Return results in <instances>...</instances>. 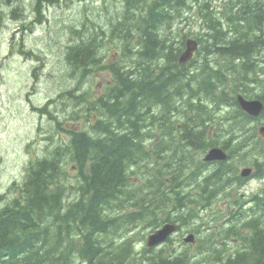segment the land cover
<instances>
[{
	"label": "trees",
	"instance_id": "1",
	"mask_svg": "<svg viewBox=\"0 0 264 264\" xmlns=\"http://www.w3.org/2000/svg\"><path fill=\"white\" fill-rule=\"evenodd\" d=\"M7 1L0 0V4H7ZM15 1L21 4L22 0ZM252 1L240 0L245 12L239 11L238 18H234V21L238 19L240 26H244V21L246 22L247 43H243V40L238 37L229 39L220 26L214 29L213 34H209L210 39L206 38L207 34L205 35L204 31L199 36L201 42L207 43L210 40L212 48L215 46L219 54L228 57L227 68H230V71L227 74L224 70L215 69L209 63L194 75H188V71L184 68H177L175 71L176 61L169 57L166 40L159 37L161 24L170 22V11L181 4L198 5L195 4V0H154L152 4H146L142 8L143 14L147 15L143 57L153 60L155 57L167 56L168 64L173 68L167 65L161 68L159 74H156L152 64L148 63V68L145 64L140 65L136 70L137 74L129 70L125 75L119 72V68L112 65L113 70L117 71L119 84L95 102V108L100 111V118L92 125L90 132L85 130L76 132L72 145L68 146L62 154V157L73 156L74 160L83 165L87 161L90 163L80 197L67 200L62 190L53 189L54 184H60V150L46 155L48 158L37 163L25 182L23 198L27 204L19 206V210L12 207L3 214L0 213V264H69L67 257L72 251L66 250L65 241L69 238L68 240L65 238L72 231L75 232V237L69 245L71 247L78 245L81 256L89 263L119 264L126 260L125 254L122 255L121 252L105 253L108 248L103 246L99 236L108 234L116 228V225L117 227L121 225L122 221L118 220L109 209L126 206L127 201L130 200L126 191L128 174L136 164L139 153L147 154L141 137V134L148 132L141 125L145 121L143 112L150 110L149 118L155 115L152 111L166 115L175 98L174 90L189 88V84H192L191 78L195 79L191 97L196 96L198 103L189 101L185 111L186 124L183 137L187 143L194 146L204 145L205 121L203 119H207L208 112L204 109L205 104L202 98L207 105L210 100L216 105L237 106V93L245 90L244 81L248 79L241 77L235 85L236 88L230 89L227 88L229 75L237 71L236 62L242 54L249 57L257 47L264 46V43H251L252 39L248 36V33H258L255 26L262 30L263 24L262 21L259 22L260 15L253 16L255 10L247 11L260 7ZM24 3L28 5L27 0H24ZM137 4L132 7H137ZM262 13L263 10L260 14ZM262 18L264 21V17ZM120 19L112 24L117 34H122L127 29L126 22ZM210 19L208 20L212 22ZM73 31L78 32V37L74 36L71 41L77 43L72 41L66 46L65 61L70 72L78 73L84 70L88 73L90 69L92 71L100 64V57L98 58L96 54L100 33L95 32L92 26L83 23L75 24ZM165 37L169 38L167 33ZM257 37L260 35L257 34ZM255 38L256 36L253 40ZM223 41L227 42L226 46L218 47V43ZM247 68H249L248 64ZM129 73L131 75H128ZM80 108L85 109L83 106ZM88 113L89 111L86 110L85 115L89 119ZM72 117L78 118V114ZM173 156L176 157V153L169 155L171 158ZM133 162L134 164L130 166ZM222 170L216 169L211 172L205 179V183L209 184L212 178H221L224 174ZM199 173L200 171L195 179ZM172 187L175 193H181L179 187L183 185L179 182V176L174 177ZM182 198L185 204L188 195L178 197L177 201L179 202ZM130 215L138 217L140 213ZM142 215L141 211L140 217ZM263 232L264 229L261 228V233ZM75 238H79L78 241ZM260 238V248L263 250L264 236ZM201 244L206 245V243ZM204 247H199V254L204 253Z\"/></svg>",
	"mask_w": 264,
	"mask_h": 264
},
{
	"label": "rangeland",
	"instance_id": "2",
	"mask_svg": "<svg viewBox=\"0 0 264 264\" xmlns=\"http://www.w3.org/2000/svg\"><path fill=\"white\" fill-rule=\"evenodd\" d=\"M12 1L11 5L0 10V185L2 186L0 194L7 196L10 195V185L13 182L24 181L30 162L46 155V148L50 142L48 135H51L55 125L47 115L34 110L32 106H43L46 100L55 96L61 87L70 88L76 85V81L68 76L69 67L65 61L66 45L69 43L74 25L88 24L95 32L102 34L104 27L99 22L100 19L108 20L109 11L118 5L117 0H104L109 9L101 7V0H83L81 5L73 3L70 7L64 1L71 2V0H62V4L54 2L52 6L50 4L43 6L42 3H37L35 6L36 0H27L28 5L24 0L21 4ZM42 8H47V16L43 22L38 19L43 14ZM190 11L192 12L177 16L173 20L177 21L174 31L181 22L178 27L180 31L176 30L178 34L176 39L181 37L180 32L182 34L187 31L189 35L203 33L200 30L201 23L196 9ZM14 14L20 16L14 18ZM165 25L167 24H161L160 30ZM166 32L170 38L176 35V32L172 34L171 29H167ZM109 34L110 31L105 35ZM188 38L197 39L194 36ZM104 43H107L106 48H108L106 60L119 58L121 50H118L114 41H109L107 37ZM24 48L38 53L41 57L40 61L22 53L21 50ZM36 66L39 70L38 74L34 75L32 71ZM111 74L107 69L91 73L93 95L98 96L102 93L98 84L102 83L103 86L107 84L112 79ZM74 125L83 127L81 123ZM39 126H41L40 130H38ZM70 128L75 129L72 126ZM54 134H58V137L55 136L57 137L55 142L64 143L70 139L62 129ZM78 174L76 165L67 164V179L73 185L72 190H68L70 195L68 198L71 200H74L78 194L74 189ZM263 183L261 180L252 179L239 191L247 194L258 192ZM12 196L14 195H10ZM4 203L5 201H0V207Z\"/></svg>",
	"mask_w": 264,
	"mask_h": 264
},
{
	"label": "bare ground",
	"instance_id": "3",
	"mask_svg": "<svg viewBox=\"0 0 264 264\" xmlns=\"http://www.w3.org/2000/svg\"><path fill=\"white\" fill-rule=\"evenodd\" d=\"M216 1H219V0H216ZM198 6V5H197ZM256 12H255V14L253 15V16H255V15H258V14H260L262 11L261 10H255ZM239 13V11L238 12H236L235 14H234V18L235 17H237L238 18V16H237V14ZM261 15V14H260ZM262 17L260 16L259 17V22L260 21H262ZM179 22V21H178ZM235 22H237L238 24H239V22H238V19L235 21ZM176 23H177V21H174V22H172L171 23V25H170V29H171V32H172V34L174 35V32H176V35H174V38L176 39V37L178 36V34H177V31L176 30H178V31H180L179 30V28L178 27H180V25H179V23H181V22H179L178 23V25H177V29L174 31V28H175V25H176ZM246 24V22L244 21V25ZM193 34V33H192ZM202 33H199V34H193V35H189V33L186 31V32H184V33H182L181 34V32H180V35H181V37L179 38V40L180 41H183V40H188V39H192V38H188V36H194V37H197V39L195 38V39H193V40H197V41H199V42H201V40H200V35H201ZM253 36H255L256 34H258V33H251ZM101 35V34H100ZM99 41L101 42V38H100V36H99ZM99 42V43H100ZM201 43H205V42H201ZM258 66L260 67V71H262L263 72V76H262V78H260V79H258V77H257V73L255 72V73H253L252 74V76H253V78L252 79H248V80H245L244 81V83H245V85H246V88H245V90H250V89H256V91H259L260 93H258V95H260V96H262V97H264V69L261 67V65L258 63ZM254 69V67H251L250 68V70H253ZM244 90V91H245ZM244 91H240L239 93H238V95H240V96H243L244 98H245V92ZM72 190V189H71ZM75 191V190H74ZM75 195V194H74ZM78 195V194H77ZM100 242V241H99ZM24 260V259H23ZM22 260V261H23ZM24 262H25V260H24Z\"/></svg>",
	"mask_w": 264,
	"mask_h": 264
},
{
	"label": "water",
	"instance_id": "4",
	"mask_svg": "<svg viewBox=\"0 0 264 264\" xmlns=\"http://www.w3.org/2000/svg\"><path fill=\"white\" fill-rule=\"evenodd\" d=\"M191 50H192V47H190L188 49V51L183 55V58L184 59H186V58H188L190 56ZM241 103L243 104V106L245 108L249 109L253 113L260 112V110L262 108V104L259 101L247 102V101H245V100H243L241 98ZM171 229L172 228H170V227H165L163 230H161V231L158 232L159 233L158 236H156V235L151 236L150 244H154V243L158 242L160 240L159 238L165 237L171 231Z\"/></svg>",
	"mask_w": 264,
	"mask_h": 264
}]
</instances>
